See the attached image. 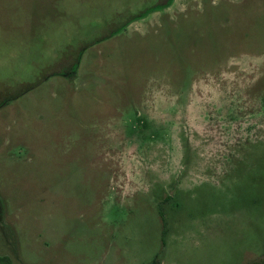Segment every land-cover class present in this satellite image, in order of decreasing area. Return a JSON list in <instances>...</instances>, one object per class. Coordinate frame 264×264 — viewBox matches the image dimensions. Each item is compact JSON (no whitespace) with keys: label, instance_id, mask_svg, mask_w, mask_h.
I'll list each match as a JSON object with an SVG mask.
<instances>
[{"label":"rangeland","instance_id":"obj_1","mask_svg":"<svg viewBox=\"0 0 264 264\" xmlns=\"http://www.w3.org/2000/svg\"><path fill=\"white\" fill-rule=\"evenodd\" d=\"M6 254L264 264V0H0Z\"/></svg>","mask_w":264,"mask_h":264},{"label":"trees","instance_id":"obj_2","mask_svg":"<svg viewBox=\"0 0 264 264\" xmlns=\"http://www.w3.org/2000/svg\"><path fill=\"white\" fill-rule=\"evenodd\" d=\"M0 264H11V261L8 257H0Z\"/></svg>","mask_w":264,"mask_h":264},{"label":"crops","instance_id":"obj_3","mask_svg":"<svg viewBox=\"0 0 264 264\" xmlns=\"http://www.w3.org/2000/svg\"><path fill=\"white\" fill-rule=\"evenodd\" d=\"M2 257H8V258H9V257H11V256H10V254H8V255L6 254L5 256H2ZM11 258H12V257H11Z\"/></svg>","mask_w":264,"mask_h":264}]
</instances>
